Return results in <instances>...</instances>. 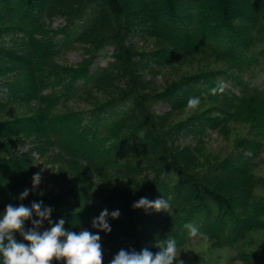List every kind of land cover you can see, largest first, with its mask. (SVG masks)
Instances as JSON below:
<instances>
[{
    "label": "trees",
    "instance_id": "1",
    "mask_svg": "<svg viewBox=\"0 0 264 264\" xmlns=\"http://www.w3.org/2000/svg\"><path fill=\"white\" fill-rule=\"evenodd\" d=\"M57 18L63 24L53 27ZM136 36L163 37L169 47L143 50ZM184 41L228 61L227 68L165 86L144 76L153 65L181 61ZM75 45L83 46L84 59L60 63ZM258 45H264V0H0V218L9 204L43 201L54 209L52 221L100 235L103 264L121 249L156 253L169 236L179 252L199 239L235 248L264 232V180L255 173V153L263 149L248 145L251 158L213 160L201 137L185 141L218 119L180 118L189 97L226 105L241 95L264 101V89L251 80L260 66L264 71ZM163 105L168 109L158 112ZM22 138L35 143L22 151ZM36 154L57 166L60 183L39 185L20 200L40 173ZM141 197L169 199L171 208L134 209ZM104 209L120 211L107 218L110 233L92 227ZM188 224L197 236H189ZM50 226L45 220L40 231ZM15 238L30 243L18 231ZM239 259L264 264V239Z\"/></svg>",
    "mask_w": 264,
    "mask_h": 264
},
{
    "label": "rangeland",
    "instance_id": "2",
    "mask_svg": "<svg viewBox=\"0 0 264 264\" xmlns=\"http://www.w3.org/2000/svg\"><path fill=\"white\" fill-rule=\"evenodd\" d=\"M60 24H63V19L57 18L52 26L57 27ZM132 41L139 48L147 51L169 47L163 37L143 38L136 36ZM181 45L186 50L181 61L163 66L153 65L152 74L144 71V76L154 78L159 86H165L189 75L218 68H227L228 61L215 55H206L199 51L198 46L191 41H184ZM263 46L258 45L256 49ZM82 47V45H75L72 49L62 54L58 61L68 65L78 64L85 57ZM260 68V73L251 76V80L255 86H261L264 89V71L261 72L262 67L260 66ZM240 78L244 80L243 75H240ZM220 87L224 90H230V92L233 91L228 82L221 81ZM94 95L99 96L100 94L94 93ZM73 106L76 108H89L87 103L82 101H75ZM166 109L168 107L163 105L159 106L157 111L162 112ZM196 114H201L203 118L205 115L211 114L212 118L218 120L214 121V128L207 129L203 135L187 139L186 143L197 144L199 137H201V145L205 146L207 152H211L213 160H222L228 156H236L238 154L251 158L254 153L249 150L248 145L255 146L257 149L262 148V152L256 151L255 153V160L258 161L255 173L264 180V101L250 95H241L237 101L226 105L217 103L215 98L211 96V98L203 100L198 107L184 110L180 114V118ZM34 143V139L22 138L20 149L22 151L28 150ZM36 158L41 174L39 185L57 189V185L61 180L57 173V166L46 161L48 159L45 156L39 157L36 154ZM259 194L264 195V187L259 190ZM262 238L264 239V232L259 233L257 236H250L242 245L235 248H219L213 246L209 241L199 239L182 248L178 252V257L179 260H183L184 264H244L239 259V256L244 252L255 251L259 239L261 240ZM174 264H178V262H174Z\"/></svg>",
    "mask_w": 264,
    "mask_h": 264
},
{
    "label": "clouds",
    "instance_id": "3",
    "mask_svg": "<svg viewBox=\"0 0 264 264\" xmlns=\"http://www.w3.org/2000/svg\"><path fill=\"white\" fill-rule=\"evenodd\" d=\"M200 104L199 97H189L188 108H196ZM41 182V174L36 173L32 178L33 188H26L20 193L18 199H25L31 191ZM134 209L168 211L171 208L170 200L159 198L154 201L141 197L132 205ZM54 209L44 206L43 201L32 202L31 207L20 204H9L0 218V262L2 264H52L55 260H64L66 264H103V251L100 243V235L93 234L87 229L79 233L65 228V220L54 222L50 219ZM39 219H33V216ZM119 218L120 211L109 213L104 209L98 217L93 218L92 227L104 232H111L108 217ZM31 219L32 227L25 229V221ZM47 220L50 228L43 230L44 221ZM190 237H195L199 229L194 225H185ZM19 232L25 244L18 242L15 232ZM161 250L153 253L147 248L137 252L121 249L109 264H184L178 257V245L176 239L169 236L160 246Z\"/></svg>",
    "mask_w": 264,
    "mask_h": 264
}]
</instances>
